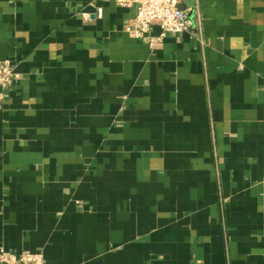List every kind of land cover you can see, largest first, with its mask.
Instances as JSON below:
<instances>
[{"label": "crops", "instance_id": "obj_1", "mask_svg": "<svg viewBox=\"0 0 264 264\" xmlns=\"http://www.w3.org/2000/svg\"><path fill=\"white\" fill-rule=\"evenodd\" d=\"M186 5L196 32L151 48L127 31L135 2L0 0L19 75L0 101V248L264 264V0Z\"/></svg>", "mask_w": 264, "mask_h": 264}, {"label": "built area", "instance_id": "obj_2", "mask_svg": "<svg viewBox=\"0 0 264 264\" xmlns=\"http://www.w3.org/2000/svg\"><path fill=\"white\" fill-rule=\"evenodd\" d=\"M121 7H130L133 2L137 4V12L127 31L133 33L136 38L148 37L149 46L155 48L167 34L195 33V27L199 23V15L196 6L186 5L187 0H116ZM185 4V9L178 7ZM196 11L197 20L194 21L190 13ZM97 16L101 18L102 9H97ZM157 25L160 35L150 36V28ZM197 28V27H196ZM19 78L16 72V64L10 60L0 61V101L6 90L11 88ZM0 264H44L42 252H22L14 254L0 248Z\"/></svg>", "mask_w": 264, "mask_h": 264}, {"label": "water", "instance_id": "obj_3", "mask_svg": "<svg viewBox=\"0 0 264 264\" xmlns=\"http://www.w3.org/2000/svg\"><path fill=\"white\" fill-rule=\"evenodd\" d=\"M178 8L181 9V10H184L185 9V4H181Z\"/></svg>", "mask_w": 264, "mask_h": 264}]
</instances>
